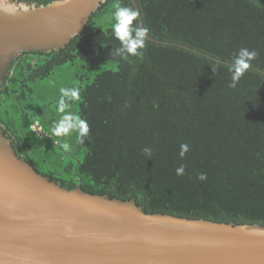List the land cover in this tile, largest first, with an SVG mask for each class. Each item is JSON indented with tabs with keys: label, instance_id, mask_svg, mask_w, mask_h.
Segmentation results:
<instances>
[{
	"label": "trees",
	"instance_id": "obj_1",
	"mask_svg": "<svg viewBox=\"0 0 264 264\" xmlns=\"http://www.w3.org/2000/svg\"><path fill=\"white\" fill-rule=\"evenodd\" d=\"M136 1L149 35L166 43L147 40L142 59L113 56L114 5H133L107 0L59 52L13 62L0 128L20 157L69 190L135 198L146 213L264 225V75L250 70L227 86L241 47L258 51L253 68L264 72V0ZM73 86L81 100L71 111L90 129L83 144L51 133L59 88Z\"/></svg>",
	"mask_w": 264,
	"mask_h": 264
},
{
	"label": "water",
	"instance_id": "obj_2",
	"mask_svg": "<svg viewBox=\"0 0 264 264\" xmlns=\"http://www.w3.org/2000/svg\"><path fill=\"white\" fill-rule=\"evenodd\" d=\"M106 1L0 15V90L22 53L59 52ZM148 41L166 43L149 34ZM0 264H264V225L146 213L135 198L80 184L69 190L20 157L0 128Z\"/></svg>",
	"mask_w": 264,
	"mask_h": 264
},
{
	"label": "clouds",
	"instance_id": "obj_3",
	"mask_svg": "<svg viewBox=\"0 0 264 264\" xmlns=\"http://www.w3.org/2000/svg\"><path fill=\"white\" fill-rule=\"evenodd\" d=\"M71 0H47V4L41 0H0V15L12 18H22L37 12H43L45 8H56L67 5ZM111 35L118 42V47L112 50V55L122 60L128 61L135 57L142 59L144 49L148 40L149 29L142 26V19L138 10L131 6H123L120 2L114 5L112 13ZM259 53L255 49L246 47L239 48L231 58V63L227 64L230 75L228 88L235 89L241 79L250 70L257 72L258 75H264L258 68H253L252 62L258 57ZM219 63V62H217ZM215 71V69L213 68ZM81 100L79 88L61 87L59 96L56 100V112L60 114L59 119L54 121L51 126V133L56 137H66L72 133L76 134V142L83 144L89 134V126L85 119L79 114L71 111L74 102ZM64 151L70 150V145L64 142L62 145ZM189 146L186 143L180 144L179 157L183 159ZM152 148L144 147L142 153L149 159L152 156ZM185 165L181 164L175 169L177 176L184 175ZM206 173H200L198 180H205ZM241 231L246 230V225L240 226Z\"/></svg>",
	"mask_w": 264,
	"mask_h": 264
}]
</instances>
